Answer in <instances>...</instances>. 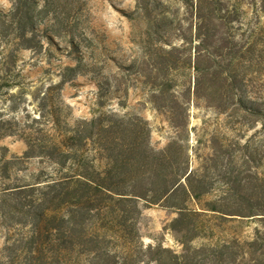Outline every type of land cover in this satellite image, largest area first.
Listing matches in <instances>:
<instances>
[{
    "label": "trees",
    "instance_id": "16d2710c",
    "mask_svg": "<svg viewBox=\"0 0 264 264\" xmlns=\"http://www.w3.org/2000/svg\"><path fill=\"white\" fill-rule=\"evenodd\" d=\"M64 1L12 0L9 11H0V94L10 93L21 76L19 53L42 47L40 33L49 40L71 36L72 53L81 56L73 34L62 33L69 24L62 17ZM184 4L192 22L177 33L178 45L160 30L167 17L142 16L150 24L141 61L150 66L151 93H169L171 71L189 69L187 85L177 93L227 115L230 125H260L264 133V0L250 1L254 18L245 22L238 0ZM60 71L59 86L77 74L70 65ZM180 109L168 115L178 133L188 117ZM29 117L0 108V139L18 136L26 145L22 156H7L0 145V264H262L264 144L212 138L216 146L193 167L187 141L176 136L153 148L150 127L137 115L111 111L70 123L53 107ZM32 157L45 159L53 172L17 179V164ZM144 205L176 213L168 229L180 252L144 245L138 229ZM236 220L260 226L249 239L191 245L209 237L216 221Z\"/></svg>",
    "mask_w": 264,
    "mask_h": 264
},
{
    "label": "rangeland",
    "instance_id": "374dc122",
    "mask_svg": "<svg viewBox=\"0 0 264 264\" xmlns=\"http://www.w3.org/2000/svg\"><path fill=\"white\" fill-rule=\"evenodd\" d=\"M195 1V0H193ZM240 1L243 22L253 21L254 13L251 0ZM63 18L68 26H61L62 33L71 32L74 41L81 50V56L72 53L71 36L47 39L46 33H40L38 39L42 44L36 53L22 51L19 53L18 69L21 76L17 84L10 88V93L0 94V108L23 118L29 114L38 117L41 111L53 107L61 109L68 115L70 123L75 118H90L107 112L125 115H137L146 120L150 130V143L153 148H163L172 138L179 136L188 143L192 166H200V158L211 153L212 138L218 143L239 141L248 142L256 147L264 144V133L260 125L243 127L230 125L227 115L220 113L203 101L186 100L185 93L179 92L187 85L189 69H173L169 79L172 88L169 93H151L153 89L148 77L150 66L142 63V47L148 39L150 24L144 15L150 17L161 15L167 17L160 30L169 31L170 42L178 45L176 39L179 31H185L192 20L190 17V0H65ZM141 3V4H140ZM143 5V13L139 9ZM12 0H0V11L7 12ZM188 10V12H187ZM39 29H43V26ZM49 35V34H48ZM168 46V45H167ZM70 65L77 68L73 79L59 86L61 67ZM69 74L73 75L72 72ZM73 77V76H72ZM54 85L53 91L46 99L44 92ZM176 93H173V92ZM178 100V104L174 103ZM186 108L187 126L176 131L168 119L170 112ZM11 107L13 110H11ZM0 145L8 150L7 156H22L26 145L18 136L0 139ZM236 156L233 163L238 162ZM16 170L17 179H30L32 174L44 171L53 172V167L45 159L32 157L20 161ZM18 171V172H17ZM176 213L160 205H144L138 220V229L144 245L162 244L163 247L180 252L181 244L168 229ZM213 224V223H212ZM259 223L251 221H232L213 226L209 237H199L192 241L194 247L216 244L219 240L241 241L253 235ZM3 231L0 227V244ZM257 258L264 264V255Z\"/></svg>",
    "mask_w": 264,
    "mask_h": 264
}]
</instances>
